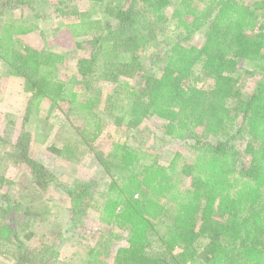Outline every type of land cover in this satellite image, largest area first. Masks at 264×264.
Returning <instances> with one entry per match:
<instances>
[{
	"label": "trees",
	"instance_id": "trees-1",
	"mask_svg": "<svg viewBox=\"0 0 264 264\" xmlns=\"http://www.w3.org/2000/svg\"><path fill=\"white\" fill-rule=\"evenodd\" d=\"M37 1L0 0V18ZM88 1L102 8L116 0ZM116 11L111 23L79 13L73 35L84 37L78 48L89 56L77 59L69 81L60 76L67 54L22 43L18 37L34 27L0 20V61L24 81L28 109L47 102L82 128V142L109 178L93 204L95 183L57 181L51 164L31 156L23 132L12 143L14 156L37 189L54 187L64 197L67 221L54 243L31 249L20 224L35 211L5 190L0 252L12 250L16 264H49L61 244L83 238L95 206L104 227L83 264H264V0H128ZM170 25L176 41L143 64L141 52ZM196 35L199 45L191 44ZM242 62L257 78L247 96L237 89ZM134 73L143 79L136 90ZM102 115L130 138L145 120L159 118L167 140L199 154L189 162L177 152L163 165L128 140L103 151L95 146ZM65 149L72 159L80 148Z\"/></svg>",
	"mask_w": 264,
	"mask_h": 264
},
{
	"label": "rangeland",
	"instance_id": "rangeland-1",
	"mask_svg": "<svg viewBox=\"0 0 264 264\" xmlns=\"http://www.w3.org/2000/svg\"><path fill=\"white\" fill-rule=\"evenodd\" d=\"M175 4L174 1L166 10L168 17L171 16ZM127 5L128 0H116L102 8L93 6L88 0H38L33 9L6 12L1 18L5 22L19 20L26 26L34 27L33 32L18 37L22 43L38 49L49 48L67 54L68 59L60 68V76L69 81L76 74L77 59L89 56L88 50L78 48L77 43L82 42L84 37L77 38L73 35L79 30L81 22L79 13L86 15L92 13L94 19L111 23L114 22L116 10ZM60 9L64 12L61 13ZM74 10L78 11V15L74 14ZM175 41L174 28L170 25L165 32L160 33L155 42L141 52L142 63L150 64L156 53H160ZM201 42L202 36L196 35L191 44L199 45ZM249 69L250 65L242 62L236 75L239 78L237 89L246 96L251 93L257 80L246 75L245 71ZM141 75L134 73L131 78L129 77L135 90L143 83ZM109 87L111 86L105 85L103 90ZM28 98L29 93L25 90L24 81L12 76L8 66L0 61V176L7 179V184L0 188V199L6 197L5 190H8L11 196L31 205L35 214L28 220L22 219L21 236L31 249H39L54 243L58 233L66 226L67 202L54 187L43 191L36 188L30 169L14 156L12 143L26 132L29 134L28 146L31 156L42 158L47 165L51 164L52 173L57 181L64 184H70L78 178L93 181L95 183L92 192L93 204L95 200H99L100 194L109 184V178L94 154L82 142L80 134L82 128L76 127L79 126L77 122L76 129H73L62 112L49 111L47 102L29 110ZM102 117L100 122L103 127L102 135L95 142V146L103 151L109 150L113 142L128 140L141 149L147 158L156 159L163 165H169L177 152L189 162L199 154L189 146L176 145L167 140L162 131L164 121L159 118L145 120L134 130L130 138L125 128L115 125L106 115ZM66 146L72 149L80 148L74 158L68 159L70 154L67 153ZM62 150L65 151L64 154H61ZM102 227L104 226L99 222L96 208L92 206L86 217L88 230L85 235L83 234V238L61 244L58 248L60 251L58 257L50 260L49 264H83L88 252L96 247L100 236L97 231L99 232ZM7 251L3 249L0 252V264H16L13 251Z\"/></svg>",
	"mask_w": 264,
	"mask_h": 264
}]
</instances>
